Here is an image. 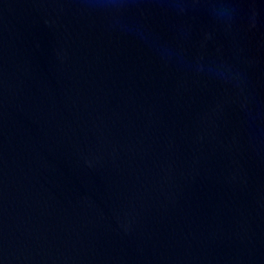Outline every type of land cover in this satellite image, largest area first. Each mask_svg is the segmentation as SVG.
Segmentation results:
<instances>
[{
  "label": "water",
  "instance_id": "obj_1",
  "mask_svg": "<svg viewBox=\"0 0 264 264\" xmlns=\"http://www.w3.org/2000/svg\"><path fill=\"white\" fill-rule=\"evenodd\" d=\"M0 264H264V0H0Z\"/></svg>",
  "mask_w": 264,
  "mask_h": 264
}]
</instances>
